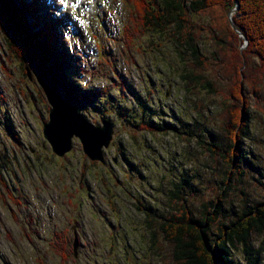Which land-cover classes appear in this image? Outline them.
Masks as SVG:
<instances>
[{"label":"rangeland","instance_id":"374dc122","mask_svg":"<svg viewBox=\"0 0 264 264\" xmlns=\"http://www.w3.org/2000/svg\"><path fill=\"white\" fill-rule=\"evenodd\" d=\"M31 2L60 29L55 43L73 57L69 74L82 88L99 91L97 106L79 102L80 111L94 124L110 117L114 134L105 163L92 161L77 137L71 151L55 154L43 135L50 106L40 81L34 71L31 78L24 73L0 32V264H177L162 233L159 249L150 247L152 233L138 208H151L158 220L184 208L195 217L212 208L229 166L206 142L227 147L228 105L237 102L239 83L250 131L233 188L219 199L227 213L264 201V61L246 51L247 37L239 33V43L232 35L238 9L189 8L178 36L172 27L165 35H137L122 0ZM104 97L124 107L140 97L160 108L157 116L167 123L180 129L183 118L187 124L180 135L130 130L128 117L117 116ZM189 128L196 135H186ZM180 176L195 177L184 201L168 194ZM74 226L78 257L62 262L57 236L71 239L72 254ZM252 243L264 246V234L254 233Z\"/></svg>","mask_w":264,"mask_h":264},{"label":"trees","instance_id":"16d2710c","mask_svg":"<svg viewBox=\"0 0 264 264\" xmlns=\"http://www.w3.org/2000/svg\"><path fill=\"white\" fill-rule=\"evenodd\" d=\"M122 1L126 7L131 8L130 20H133V29L137 35L140 33L142 35L148 33L165 35L172 27L174 36H178L181 27L188 22L189 8L198 10L212 4H219L227 5L231 10L238 3L239 8L234 16V30L236 29L237 32L230 27L232 35L239 43L241 42L239 33L247 37L249 45L246 51L257 55L264 61V0ZM27 11H33V6L24 5L21 8L13 0H0V30L9 35L7 39L9 50L24 64V69L25 65L29 68L35 65L46 67L59 88L75 106L82 101L86 106H97L96 93L99 91L97 89L83 90L68 72L67 52L60 51L49 42L48 38L53 34V31L50 33L51 25L44 23L42 30L34 34L26 20ZM30 32H32L31 35ZM174 39L177 42V37ZM186 73L192 72L187 71ZM122 87H125L124 83ZM234 95L237 102L228 105L231 120L224 128L229 138L227 147L223 148L220 142L214 139L206 142L209 146L208 150L218 154L229 166L222 180V193L214 200L212 208L210 210L206 208L199 217H195L184 208L179 215L161 216L160 220L151 208L141 206V204L138 208L143 211L146 227L152 233L150 247L154 250L159 249V236L162 233L167 241L173 243L172 252L177 264H263L261 251L264 250V246L259 244L254 247L252 238L254 233L264 234V201L257 202L251 207H244L234 213H227L229 210L222 203L228 196L229 190L233 188L231 179L235 171L239 172L240 163L244 158L242 143L249 136L250 131L247 100L243 103L244 95L241 93L240 83L236 85ZM135 99L136 106L128 107L121 106L120 103H116L117 106H115L106 97L103 101L115 109L117 116L128 117L125 121L130 130L179 135L183 133L182 129L187 124L185 119H179V124H181L179 129L176 125L169 124L157 116L160 115L158 113L160 108L149 105L140 97H135ZM108 120L111 121V118L109 117ZM193 130L194 128H189L185 134L196 135ZM197 137L201 141V133ZM2 176L0 170V184L5 183V178ZM194 178L180 176L177 182H170L169 196L184 201L181 194L186 185H191ZM164 182L167 184L166 181ZM219 197L224 199H219ZM67 242V240H62L55 248L62 260L71 256L68 254ZM239 253L241 255L237 256Z\"/></svg>","mask_w":264,"mask_h":264},{"label":"water","instance_id":"95a60500","mask_svg":"<svg viewBox=\"0 0 264 264\" xmlns=\"http://www.w3.org/2000/svg\"><path fill=\"white\" fill-rule=\"evenodd\" d=\"M36 73L51 104L50 120L44 123V135L52 145L53 151L59 156H64L72 148L73 137L77 136L90 159L104 162L103 147H108L113 137V128L109 122L103 121V126L87 122L63 97L46 69H37ZM28 75L31 76L29 70ZM78 244L75 234V254Z\"/></svg>","mask_w":264,"mask_h":264},{"label":"bare ground","instance_id":"6f19581e","mask_svg":"<svg viewBox=\"0 0 264 264\" xmlns=\"http://www.w3.org/2000/svg\"><path fill=\"white\" fill-rule=\"evenodd\" d=\"M22 13V12H21ZM24 24V23H23ZM33 37V36H32Z\"/></svg>","mask_w":264,"mask_h":264}]
</instances>
